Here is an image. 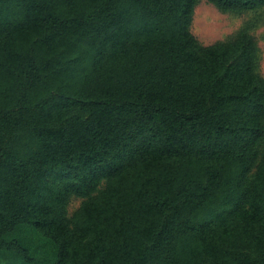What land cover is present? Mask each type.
I'll list each match as a JSON object with an SVG mask.
<instances>
[{
	"label": "trees",
	"instance_id": "obj_1",
	"mask_svg": "<svg viewBox=\"0 0 264 264\" xmlns=\"http://www.w3.org/2000/svg\"><path fill=\"white\" fill-rule=\"evenodd\" d=\"M197 1L0 0V264H264L255 37Z\"/></svg>",
	"mask_w": 264,
	"mask_h": 264
},
{
	"label": "rangeland",
	"instance_id": "obj_2",
	"mask_svg": "<svg viewBox=\"0 0 264 264\" xmlns=\"http://www.w3.org/2000/svg\"><path fill=\"white\" fill-rule=\"evenodd\" d=\"M191 31L202 46L231 42L242 34L255 37V70L264 78V6L251 10H223L209 0H198ZM104 188V182L100 186ZM83 198L74 196L69 202V216L81 205Z\"/></svg>",
	"mask_w": 264,
	"mask_h": 264
}]
</instances>
